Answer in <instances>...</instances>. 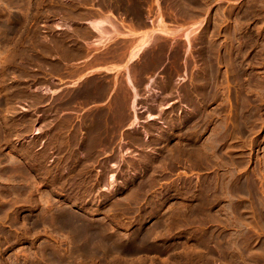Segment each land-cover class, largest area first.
Here are the masks:
<instances>
[{
    "label": "rangeland",
    "instance_id": "rangeland-1",
    "mask_svg": "<svg viewBox=\"0 0 264 264\" xmlns=\"http://www.w3.org/2000/svg\"><path fill=\"white\" fill-rule=\"evenodd\" d=\"M7 1L0 20L14 30L0 41V264H264V0H192L180 11L162 0L170 19L159 27L116 14L114 37L125 42L118 64L100 61L105 46L83 19L67 17L69 0ZM68 26L87 28L91 40L85 56L62 64L79 70L73 75L51 71L36 40ZM208 41L221 45L216 71L203 53ZM186 43L188 65L168 56ZM148 63L141 81L169 85L154 102L142 84L133 109L128 94L75 93L93 77L129 92L127 77L137 84ZM190 83L198 88L187 99Z\"/></svg>",
    "mask_w": 264,
    "mask_h": 264
},
{
    "label": "bare ground",
    "instance_id": "bare-ground-1",
    "mask_svg": "<svg viewBox=\"0 0 264 264\" xmlns=\"http://www.w3.org/2000/svg\"><path fill=\"white\" fill-rule=\"evenodd\" d=\"M1 1V0H0ZM5 1H7V0H5ZM13 1V2H12ZM14 1L15 0H11V2L12 3H14ZM19 1V0H18ZM17 1V2H18ZM96 1L97 2H100L101 4H103L102 5V7H104V6H108L109 7V5H110V3L111 2H118V4H119V2H123V4H124V7H125V11L126 12H128V13H130V14H132V16L134 17V15H136V17H137V14L138 13H140V10H141V8H140V0H69V5H67L66 7H61L62 8V10L63 9H65L66 11H67V17H69V18H71V20H76V19H83L84 20V23L85 24H87L86 26L88 27V31L90 32L91 30L92 31H94L95 33H96V35L97 36H95L94 38H93V42H94V44H100V45H104L105 46V51H103L102 52V54L101 55H99V59H100V61H109V59L111 60V61H114V62H116L114 59H118L119 57L121 58L122 56L119 54L120 53V51H122L121 49L125 46V42L123 43L122 41H120L119 42V39H118V41H116V39H117V37L115 38L114 36H115V33L118 31V29H117V31L115 30L116 29V23H118V22H116V23H114L113 22V20H112V17L111 16H113V15H111L110 14V12H107V13H104L103 11H102V7L100 6V5H98L99 7H100V9H95L93 6H95L94 5V3H96ZM8 2V1H7ZM10 2V3H11ZM19 2H23V1H19ZM18 2V3H19ZM192 2V0H174V3H175V5L174 6H176V10H178V11H180V10H182V8H187V9H190V4L192 5L193 3H191ZM194 2V1H193ZM3 3V2H2ZM109 3V4H108ZM5 4V3H4ZM20 4V3H19ZM68 4V3H67ZM98 4V3H97ZM157 4V3H156ZM9 5V4H8ZM62 5V4H61ZM11 6V5H10ZM16 6V5H15ZM142 6V5H141ZM21 7V6H20ZM143 7V6H142ZM59 8V7H58ZM177 8H180V10L179 9H177ZM195 8V7H194ZM194 8H192V9H194ZM107 9V8H106ZM158 9V8H157ZM184 9V10H185ZM196 9V8H195ZM15 10V9H14ZM56 10V9H55ZM108 10V9H107ZM120 10V9H119ZM183 10V12L186 14V13H188L189 11L187 10V11H184ZM57 11V10H56ZM60 11V10H59ZM159 11V10H158ZM111 12H113V11H111ZM57 13V12H56ZM65 13V12H64ZM195 13H197V12H195ZM129 14V15H130ZM191 14V13H190ZM65 15V14H64ZM111 15V16H110ZM192 15V14H191ZM162 16V15H161ZM159 17L158 19L159 20H157V23H158V26H161V25H164V21H162L163 20V18L162 17ZM59 17V16H58ZM116 17V16H115ZM138 17H140V15L138 16ZM62 18H63V16H62ZM65 18V17H64ZM133 19V18H132ZM186 19V18H185ZM67 20H68V18H67ZM66 20V21H67ZM82 20V21H83ZM117 20V19H116ZM15 21V20H14ZM59 21V20H58ZM68 21H70V20H68ZM67 21V22H68ZM118 21V20H117ZM121 22V21H120ZM152 22V21H151ZM64 23V22H63ZM69 23V22H68ZM153 23V22H152ZM151 23V24H152ZM73 24H75V23H73ZM120 24V23H119ZM141 24V23H140ZM62 25V24H61ZM68 25V24H67ZM71 25H72V23H71ZM84 25V24H83ZM157 25V24H156ZM57 26V25H56ZM127 26H128V24H127ZM75 27V26H74ZM77 27V26H76ZM108 27H110V28H108ZM118 27V26H117ZM120 27V26H119ZM78 29H76V28H73V26L71 27V26H68L67 27V30L66 31H64V32H62L61 31V33H57L56 35H54V36H51V37H46L45 39L46 40H44V41H46V42H44L43 41V38H41V36L39 37V35H36V40H37V42L38 43H44V45H41V50L43 51L42 53H41V56H43L44 58H47V57H49V58H47V59H50V60H52V62H50L49 60H46V61H48L50 64H51V66L49 65V67H50V69H51V71H56V72H59V74H63L64 72H67V74H69V75H73V74H75V73H77V72H79V70H77V69H73V70H68V71H65L62 67V64L63 63H65L66 64V60H68V59H70L71 57H75V56H79V55H83V56H85L84 54L85 53H88V49L87 48H85V46H86V44L87 43H89L91 40H88L87 38L89 37V32L86 30V29H79V27H77ZM127 28V27H126ZM137 28V27H136ZM129 29V28H128ZM14 30V22H12V21H10V20H7V21H5V19H4V21L3 20H0V32H2V33H4V34H2V36L0 37V41H1V39H8L6 36L8 35V34H10L12 31ZM64 30V29H63ZM133 30V29H132ZM112 31V32H111ZM114 31H116L115 33H114ZM130 31V30H129ZM190 31V30H189ZM209 31V30H208ZM93 32V33H94ZM119 32V31H118ZM128 32V31H127ZM161 32V31H160ZM167 32H169V31H167ZM14 33V32H13ZM94 33V34H95ZM143 33V32H142ZM189 33H191V32H189ZM189 33H188V31L187 32H185V34H184V37H185V39H187V41L189 40V39H191L190 37H191V35H189ZM202 33V32H201ZM201 33H199V34H201ZM210 33H212V32H210ZM208 34L207 33V35H210L211 36V34ZM215 33V32H214ZM233 33V32H232ZM1 34V33H0ZM91 34H92V32H91ZM90 34V35H91ZM192 34V33H191ZM225 34V33H224ZM227 34H229L228 32H227ZM4 35V36H3ZM11 35V34H10ZM138 35H140V34H138ZM168 35V34H167ZM234 35V34H233ZM32 36V35H31ZM33 36H34V34H33ZM45 36V35H44ZM127 36V35H126ZM141 36V35H140ZM198 36V35H197ZM200 36V35H199ZM205 35H203V37H204ZM16 38V37H15ZM148 38V37H147ZM198 38V37H197ZM201 38H202V36H201ZM204 38H206V37H204ZM134 39V38H133ZM132 39V40H133ZM156 38H154V40H155ZM200 39V38H199ZM19 40V39H18ZM22 40H23V38H22ZM136 40V39H135ZM152 40V39H151ZM202 41H203V38L201 39ZM200 40V41H201ZM204 40H206V39H204ZM210 40H211V38H210ZM10 41V40H9ZM2 42V41H1ZM0 42V43H1ZM11 42V41H10ZM33 42V41H32ZM205 42H207V41H205ZM204 42V43H205ZM216 42V41H215ZM214 41H211V42H209L208 41V43H209V46H208V50H207V52H205L204 50V52L203 53H205V57H206V60H208L207 61V63H209V69H212V67H213V63L215 62V63H217L218 61H217V58L215 57V59H212V58H214L212 55V51L214 50V49H218L219 50V48L221 47V45L219 44V43H215ZM137 43H140V40H139V42L137 41ZM190 43V42H189ZM5 44V43H4ZM13 44V43H12ZM27 44V43H26ZM34 44H36L37 45V43L35 42ZM185 44V43H184ZM207 44V43H206ZM14 45V44H13ZM88 45V44H87ZM136 45V44H135ZM167 45V44H166ZM166 45H164V46H166ZM188 43H186V48L185 49H183V50H181V48H180V46H179V48H180V50H178V48L176 47V48H171L170 50H168V51H166L167 53H169L168 54V56L170 57V53H171V56L172 57H174V61L175 62H177L178 61V58L179 59H181V55H182V58H183V60L181 61L182 62V64H184V65H188V64H186L189 60H188V54H189V52H188ZM10 46V45H9ZM24 46V45H23ZM28 46V45H27ZM90 46V45H89ZM94 46V45H93ZM103 46V47H104ZM130 46V45H129ZM140 46V45H139ZM158 46V45H157ZM227 45L226 44H223L222 45V47H226ZM14 47V46H13ZM12 47V48H13ZM36 47V46H35ZM88 47V46H87ZM127 47V46H126ZM171 47V46H170ZM173 47V46H172ZM240 47V46H239ZM16 48V47H15ZM25 48V47H24ZM89 48V47H88ZM91 48V47H90ZM96 48V47H95ZM135 47H133L132 49H134ZM153 48V47H152ZM160 48H161V46H160ZM92 49V48H91ZM94 49V48H93ZM125 49V48H124ZM141 49V48H140ZM204 49H205V47H204ZM226 49V48H225ZM224 49V50H225ZM15 50V49H14ZM40 50V51H41ZM99 50V49H98ZM127 50V49H126ZM134 50H136V49H134ZM158 50V49H157ZM217 50V51H218ZM8 51V50H7ZM133 51V50H132ZM164 51V50H163ZM220 51V50H219ZM158 52H160V50L158 51ZM225 51H223V53H224ZM19 53V52H18ZM188 53V54H187ZM203 53H202V55H203ZM91 55V54H90ZM120 55V56H119ZM131 55V54H130ZM156 55H157V53H156ZM159 56L161 55V52L158 54ZM157 55V56H158ZM224 55V54H223ZM18 56V55H17ZM31 56V55H30ZM167 56V57H168ZM88 57V56H87ZM201 57H204V56H201ZM217 57H219V56H217ZM221 57V56H220ZM219 57V58H220ZM33 58V57H32ZM218 58V59H219ZM126 59V58H125ZM120 60V59H119ZM162 60V59H161ZM171 60V59H170ZM212 60H215V61H213L212 62ZM223 61L225 60L224 58L222 59ZM95 61V60H94ZM97 61H98V59H97ZM121 61V60H120ZM123 61V60H122ZM223 61H219V62H223ZM10 62V61H9ZM47 62V63H48ZM88 62V61H87ZM113 62V63H114ZM204 62H206V61H204ZM231 62V61H230ZM37 63V62H36ZM97 63H99V61L97 62ZM113 63H112V65H113ZM117 63V62H116ZM119 63V62H118ZM117 63V64H118ZM122 63V62H121ZM5 64V63H4ZM71 64V63H70ZM91 64V63H90ZM104 64V63H103ZM146 64V63H145ZM179 64V63H178ZM196 64V63H195ZM233 64V63H232ZM105 65V64H104ZM107 65H109V64H107ZM135 65V64H134ZM212 65V66H211ZM217 65V64H216ZM235 65V64H234ZM36 66V65H35ZM84 66H86L87 67V65H84ZM102 66V65H101ZM6 67V66H5ZM112 68L114 67V66H111ZM151 67H153L154 68V64L153 63H148L147 65H145L144 67H142V70L141 71H139V80H137V84L135 83L134 84V82L130 79V77H127V80H126V82H127V84H128V88L127 89H129V92H127V90L123 93L121 90H119V91H115V86H116V82H114L113 81V83H111L110 81L111 80H102V81H100V80H98V79H95L94 77L92 78V79H89L86 83H84V84H81L80 86H78V88L75 90V93H76V95H80V96H82V97H93V96H101V95H105L107 92L109 93V95H111V94H117L118 96L120 95V97L121 98H123V97H125L126 98V96H127V94L128 95H130L131 96V100H130V107H131V109H133L134 107V102H135V99L139 96L138 95V88H137V86H139V85H141L142 84V88L145 90V96H150L151 97V99H152V101L154 102L155 101V99H156V97H159V96H162V95H160V93H162V92H165L166 90H167V88L169 87V85L168 84H166V83H160L159 85L158 84H156V83H154V81H153V77L151 76V77H148L149 79L148 80H146L145 82H143V81H141L142 79H143V77H145V76H142V74H143V71H146L148 68H151ZM196 67V66H195ZM217 67V66H216ZM100 68V67H99ZM105 69L107 68V67H104ZM140 68H141V66H140ZM173 68V67H172ZM2 69V68H1ZM7 69V68H6ZM105 69H104V71H105ZM144 69V70H143ZM185 69H187V68H185ZM192 69V68H191ZM173 70V69H172ZM212 70H215V68L214 69H212ZM137 71H138V69H137ZM150 71H151V69H150ZM174 71V70H173ZM216 71V70H215ZM4 72V71H3ZM147 72V71H146ZM7 73V72H6ZM136 73V72H135ZM1 74V73H0ZM88 74V73H87ZM176 74V73H175ZM207 74V73H206ZM209 74H211V73H209ZM66 75V74H65ZM90 75V74H89ZM134 75V74H133ZM144 75H145V73H144ZM146 75H148V74H146ZM162 75V74H161ZM7 76V75H6ZM3 77V76H2ZM52 77H53V75H52ZM69 77V76H68ZM137 77V76H136ZM55 78V77H54ZM80 78V77H79ZM201 78V77H200ZM5 79V78H4ZM133 79V78H132ZM78 80V79H77ZM207 80V79H206ZM2 81V80H1ZM136 81V80H135ZM5 82V81H4ZM54 82V81H53ZM164 82V81H163ZM8 83V82H7ZM201 83V82H200ZM208 83V82H207ZM183 84V83H182ZM190 84H192V83H190ZM196 84V83H195ZM118 85V84H117ZM123 85V84H122ZM2 86V85H1ZM157 86V87H156ZM184 86V85H183ZM217 86V85H216ZM214 87H215V85H214ZM140 88V87H139ZM198 87L197 86H194L193 84L192 85H186L185 86V88H184V91H183V93H184V95L187 97V99H188V97L189 98H191L192 96V92L194 91V90H196ZM6 89V88H5ZM181 89V88H180ZM12 90V89H11ZM143 90V91H144ZM174 91H177V89H174ZM170 92H172V91H170ZM107 93V94H108ZM130 93V94H129ZM151 94H153V95H151ZM169 94V93H168ZM193 94H195V93H193ZM205 94V93H204ZM64 96V95H63ZM142 96V95H141ZM163 96H164V94H163ZM172 96V95H171ZM5 98H7V97H5ZM94 98V97H93ZM125 98H123V99H125ZM162 98V97H161ZM185 98V97H184ZM150 99V98H149ZM193 99V98H192ZM84 100V99H83ZM121 100V99H120ZM184 100V99H183ZM197 100V99H196ZM196 100H194V102H191L192 103V105H193V109H195L194 107H198L199 108V106H200V109L202 108V103H201V105H199V104H197L196 103ZM78 101V100H77ZM90 101H92V100H90ZM123 101V100H122ZM151 101V102H152ZM181 101V100H180ZM193 101V100H192ZM199 101V100H198ZM207 101V100H206ZM126 102V101H125ZM161 102V101H160ZM200 102V101H199ZM202 102H203V100H202ZM208 102V101H207ZM159 103V102H158ZM180 103V102H179ZM59 104V103H58ZM152 104V103H151ZM159 105H161V104H159ZM158 105V106H159ZM241 105V104H240ZM128 106V107H129ZM155 106V105H154ZM161 107V106H160ZM127 108V107H126ZM162 108V107H161ZM172 108V107H171ZM203 108H204V106H203ZM160 109V108H159ZM191 109V108H190ZM204 110H206V109H204ZM124 111H126L125 109H124ZM196 111H199V110H196ZM202 111V110H201ZM121 112V111H120ZM159 112V111H158ZM195 112V111H194ZM193 112V113H194ZM208 112V111H207ZM133 113H134V111H133ZM196 113V112H195ZM198 113V112H197ZM152 114V113H151ZM200 114V113H199ZM201 115V114H200ZM203 116H206L207 114H206V112L204 113V114H202ZM151 116V115H150ZM109 117V116H108ZM149 118V117H148ZM204 119V118H203ZM67 120V119H66ZM108 120V119H107ZM136 121V116L133 114V116H132V121H131V123H133L134 124V122ZM165 121V120H164ZM170 121V120H169ZM130 123V124H131ZM200 123V122H199ZM226 125V124H225ZM193 126V125H192ZM190 127V126H189ZM145 129V128H144ZM152 129V128H151ZM55 130V129H54ZM146 130V129H145ZM226 130V129H225ZM102 131V130H101ZM152 131V130H151ZM182 132V131H181ZM227 133H228V131H227ZM76 134V133H75ZM138 134V133H137ZM226 134V133H225ZM224 135V134H223ZM186 136V135H185ZM221 137V136H220ZM60 139V138H59ZM132 140V139H131ZM160 141V140H159ZM148 142V141H147ZM214 142V141H213ZM216 142V141H215ZM214 142V143H215ZM88 143V142H87ZM139 143V142H138ZM172 144V143H171ZM216 145V144H215ZM96 146V145H95ZM174 146V145H173ZM154 147V146H153ZM166 149V148H165ZM59 150V149H58ZM158 150V149H157ZM183 150V149H182ZM181 151V150H180ZM184 151V150H183ZM187 151V150H186ZM142 155V154H141ZM184 155H185V153H184ZM157 156V155H156ZM170 156V155H169ZM168 156V157H169ZM179 157H181V156H179ZM144 158V157H143ZM175 158V157H174ZM170 160V159H169ZM245 161V160H244ZM232 163H234V162H231V164ZM166 164V163H165ZM235 164V163H234ZM237 164V163H236ZM142 165V164H141ZM145 166V165H144ZM226 166H227V164H226ZM234 166V165H233ZM173 167V166H172ZM230 175H234V172H232L231 171V174ZM235 177V176H234ZM232 179V178H231ZM234 180V179H233ZM237 182H238V180H237ZM235 183L236 182H232L231 183V185L230 186H228V193L229 194H231L230 196H233L234 194H233V192H234V190H235V188H239V189H241L242 188V184H241V181L239 182V184L238 185H236L235 186ZM254 184V183H253ZM207 187V186H206ZM235 187V188H234ZM239 191V190H238ZM245 191V190H244ZM252 191V190H251ZM232 192V193H231ZM236 193V192H235ZM223 194V193H222ZM233 194V195H232ZM45 195V194H44ZM201 198H202V196H201ZM234 199V198H233ZM249 199V198H248ZM43 200V199H42ZM201 200V199H200ZM204 200V199H203ZM200 202V201H199ZM204 202V201H203ZM205 203V202H204ZM203 203V204H204ZM214 203V202H213ZM236 202H234V201H231L230 202V204H229V208L231 209V210H234L235 209V207H236V204H235ZM261 203V202H260ZM202 204V205H203ZM199 205H200V203H199ZM197 206V205H196ZM241 206L242 207H244L245 206V203L243 202L242 204H241ZM199 207V206H198ZM197 207V208H198ZM205 207V206H204ZM210 207V206H209ZM202 208V207H201ZM202 210V209H201ZM207 211V210H206ZM241 214V213H240ZM197 215V214H196ZM247 214H243L242 216H243V218H246L247 216H246ZM237 216V215H236ZM241 216V217H242ZM200 217V216H199ZM201 218H203V217H201ZM200 219V218H199ZM205 219V218H204ZM240 219V218H239ZM238 219V220H239ZM43 220V219H42ZM211 220V219H210ZM241 220V219H240ZM242 221V220H241ZM243 223V222H242ZM240 226V225H239ZM258 226H260V228H264V225L263 224H261V223H259V225ZM259 228V227H258ZM243 231V230H242ZM84 232V231H83ZM241 232V231H240ZM235 233V232H234ZM219 234V233H218ZM208 237V236H207ZM244 240V239H243ZM261 243V242H260ZM93 244H94V241H92V239H90L89 240V245H90V248H88L89 249V251L92 253V251H93V253L94 252H96L97 251V246H93ZM108 246H110L111 244H112V242L111 241H109L108 243ZM243 244V243H242ZM205 246V245H204ZM207 246V245H206ZM208 247V246H207ZM236 247V246H235ZM264 247V246H263ZM99 248V247H98ZM242 248V247H241ZM240 248V249H241ZM261 249H262V247H261ZM232 251H233V249H232ZM240 253H242V252H240ZM242 255V254H241ZM88 256V255H87ZM208 257V256H207ZM206 257V258H207ZM256 257V256H255ZM242 258H244V256L242 257ZM193 259V258H192ZM208 259V258H207ZM211 259V258H210ZM215 259V258H214ZM235 259V258H234ZM228 260V259H227ZM264 260V259H263ZM196 261V260H195ZM210 261V260H209ZM208 261V262H209ZM221 261V260H220ZM238 261V260H237ZM207 262V263H208ZM211 262V261H210ZM223 262V261H222ZM245 263V262H244ZM252 263V262H251ZM220 264V263H219ZM224 264V263H223Z\"/></svg>",
    "mask_w": 264,
    "mask_h": 264
},
{
    "label": "flooded vegetation",
    "instance_id": "flooded-vegetation-1",
    "mask_svg": "<svg viewBox=\"0 0 264 264\" xmlns=\"http://www.w3.org/2000/svg\"><path fill=\"white\" fill-rule=\"evenodd\" d=\"M150 1L151 0H140V4L142 3V6H143L142 10H141V13H140V17H138V16L136 17V15H134V17H133L132 14L126 12L123 2H119V4H118V2H111L109 7H110V10L113 11V12L110 13V14L113 15V16H111V15L110 16L112 17V19H116L115 16L117 14L121 18L130 19V20H132L134 22H140L141 24L147 23L148 25H153V26L156 25V24L158 25L157 20H159L160 19L159 17L162 15V0H153L152 2H153V5H154V8H152L150 12L146 13V11L149 10V8L147 6H145V5L147 3H149ZM96 4L97 5H95L93 7L95 9H97V10L100 9V7L98 5H100L101 7L103 5V4H101L100 2H97V1H96ZM114 12H116V13H114ZM161 17L163 18V20L164 19H168V18L170 19L169 15H162ZM167 24H173V23L167 21ZM125 30H126V28H125ZM160 31L161 30L158 29L156 32H153V34L160 33Z\"/></svg>",
    "mask_w": 264,
    "mask_h": 264
}]
</instances>
